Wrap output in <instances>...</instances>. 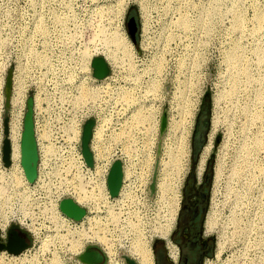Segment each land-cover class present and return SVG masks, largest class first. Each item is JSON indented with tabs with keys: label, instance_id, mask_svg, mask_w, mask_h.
Returning <instances> with one entry per match:
<instances>
[{
	"label": "rangeland",
	"instance_id": "1",
	"mask_svg": "<svg viewBox=\"0 0 264 264\" xmlns=\"http://www.w3.org/2000/svg\"><path fill=\"white\" fill-rule=\"evenodd\" d=\"M259 11L264 13V0H0V65L14 69L13 94L25 92L27 97L35 88L49 99L87 107L91 114L101 106L114 123L110 140L127 155L124 169L129 171L121 186L128 194L115 205L121 213L117 221L135 226L121 221L113 228L112 255L118 264L124 263L121 254L132 257L126 245L137 231L149 242L153 258L155 242L165 250L160 228H166L169 240L174 193L180 198L190 165L191 173L200 175L199 154L208 142L205 222L211 212L216 249L204 264H264V22L256 18ZM122 30L131 45L129 55L116 50L112 58L108 38ZM94 55L110 67L102 81L90 76ZM231 55L237 60H230ZM204 93L209 109L200 112ZM163 109L166 127L159 136ZM169 150L177 154L175 167L166 163ZM234 162L243 165L239 179L230 178ZM0 178V221L11 219L8 225H16L13 242L28 245L18 253L0 250V264H71L74 259L83 264L77 255L87 244L111 255L93 237L90 205L83 214L88 224L68 228L58 215H49L44 190L19 197L24 183L12 182L11 166L1 170ZM82 230L91 237L81 235ZM4 236L0 241L6 243Z\"/></svg>",
	"mask_w": 264,
	"mask_h": 264
},
{
	"label": "built area",
	"instance_id": "2",
	"mask_svg": "<svg viewBox=\"0 0 264 264\" xmlns=\"http://www.w3.org/2000/svg\"><path fill=\"white\" fill-rule=\"evenodd\" d=\"M7 69L3 65H0V169L4 167L1 160V144L4 137L2 125L3 117L4 115L7 117L6 138L9 144V164H11L12 142L18 146L19 150L22 117L25 110L26 99L25 92H23L20 98L17 96L19 94H16V92L13 94L11 85L9 105L7 110H4L3 86ZM13 76L14 69H11V81H13ZM35 95H37V102L34 98ZM45 96H47L45 93L35 88L34 91L31 92L33 135L37 152L36 176L32 182L23 185L21 194L18 192V196L22 197L24 194H28L27 197L30 198L37 190H44L47 199H49L47 209L50 216L56 215L52 213V210L49 208L51 203H53L51 202L52 199L56 202V209H59L58 202L63 196L71 198L75 203L80 205L74 198L79 182H83V188L89 190L93 184L101 181L104 192L107 193L110 199L111 195H109L106 187V175L110 164L114 159H118L121 165V180L117 191L118 193L125 180L123 170L127 163V155L120 148H116L110 140L113 134V127L111 125L113 122H111L108 112H105L101 106H98L99 111L94 107L93 114H91L88 112L89 109L87 107L84 108L83 106L78 107L72 105L69 99L54 97L49 99L48 96L46 99ZM98 104L100 105V99H98ZM105 107H107V105H105ZM88 117L93 118L89 140V148L92 153V166L90 167L85 164L79 147L82 123ZM13 124L14 128L11 127ZM95 129H101V131L100 137L94 139V144L97 146L99 145L94 149L92 140ZM19 157L20 151L18 162ZM79 175L82 176L81 179ZM23 198L25 197L23 196ZM91 202L92 201L89 203L85 202L84 205H80L84 209V215L88 213L86 205L92 206L93 202L92 204ZM59 215L63 216L62 223L68 226V228L71 227V225L77 227V224L82 227L85 221L88 224L84 215L78 220L64 215L61 211H59ZM74 227L72 228L74 229ZM5 229L7 230V228ZM5 229L4 231H6ZM4 238V232L1 233L0 231V240H4ZM99 248L101 249V246ZM104 255L105 264H115V262H117L114 257L110 258L106 253H104ZM76 262L78 261L74 259V262L71 264H75Z\"/></svg>",
	"mask_w": 264,
	"mask_h": 264
},
{
	"label": "bare ground",
	"instance_id": "3",
	"mask_svg": "<svg viewBox=\"0 0 264 264\" xmlns=\"http://www.w3.org/2000/svg\"><path fill=\"white\" fill-rule=\"evenodd\" d=\"M238 12V11H237ZM257 15V14H256ZM239 18V17H238ZM256 18H258V20H259V23H263L264 22V13L263 12H258V15L256 16ZM239 20V19H238ZM111 36V37H110ZM109 37L110 38H108V40H109V42H111L110 44H112L113 46H112V48L113 49H111L110 47V55H111V57L113 58V56H114V52L117 50V51H119V52H121V54H122V56L123 55H125V54H127L129 51H130V47H131V45H130V43L128 42V40H127V35L125 36V34H124V32H123V30L122 31H120V32H114V33H112V35H110ZM107 40V39H106ZM107 44H108V42H106ZM103 44H104V42H103ZM107 51H108V49H107ZM263 52V54H264V50L262 51ZM107 54V53H106ZM127 55H129V54H127ZM85 56V55H84ZM115 57V56H114ZM126 57V56H125ZM123 58V57H122ZM235 58V56H233V55H231L230 57H229V59L230 60H233ZM116 59V58H115ZM235 61L237 60V57L234 59ZM128 64V63H127ZM132 68V67H131ZM108 76H106V77H103V78H101V79H96L97 81H102L103 79H105V78H107ZM94 80H95V78H94ZM235 82H236V80H235ZM233 85H235V84H233ZM95 86V85H94ZM235 86H233V88H234ZM97 88V87H96ZM20 90V89H19ZM91 90V89H90ZM123 91V90H122ZM88 93V92H87ZM93 94V93H92ZM124 94V93H123ZM90 95V94H89ZM18 96V95H17ZM122 95H120V97H121ZM128 96V95H127ZM77 97V96H76ZM92 97V96H91ZM20 98V97H19ZM35 101L37 102V95H35ZM121 98H123V97H121ZM181 103V102H180ZM149 104V103H148ZM132 111V110H131ZM193 114V113H192ZM133 115V114H132ZM141 115V114H140ZM137 116V115H136ZM142 116V115H141ZM143 117V116H142ZM135 119V118H134ZM137 119H138V117H137ZM142 120H144V119H142ZM124 122V121H123ZM122 122V123H123ZM176 123V122H175ZM114 124V123H113ZM124 124V123H123ZM173 124H174V122H173ZM178 125V124H177ZM174 127L176 126L175 124L173 125ZM172 125H171V127H173ZM11 127L12 128H14V124L13 125H11ZM147 128V127H146ZM176 128V127H175ZM173 129V128H172ZM179 129V128H178ZM190 130V129H189ZM100 131H101V129L99 130V129H95L94 130V132H93V139L96 137V138H99L100 137ZM147 131V130H146ZM186 131V130H185ZM77 132V131H76ZM187 133V132H186ZM185 135V134H184ZM183 135V136H184ZM181 138V137H180ZM183 139H185V138H183ZM93 141V140H92ZM93 143V142H92ZM180 144V143H179ZM183 144V143H182ZM185 144V143H184ZM186 145V144H185ZM99 146V145H98ZM97 145H94V148H96V147H98ZM181 146V145H180ZM179 146V147H180ZM188 146V145H187ZM178 147V146H177ZM183 148H184V145H183ZM209 148H210V142H208L204 147H203V150L201 151V153L199 154V159H198V168H199V171H201L202 170V168H203V164H204V160H205V157H206V155H207V152H208V150H209ZM185 149V148H184ZM188 149V148H187ZM181 151V150H180ZM185 151V150H184ZM188 153V152H187ZM167 156H168V160H167V164H168V166H174V165H177L179 162H178V158H177V154L176 153H174L173 152V150H169L168 152H167ZM179 154V153H178ZM18 156H19V150H18V146L14 143V142H12V145H11V159H12V162H11V164H9V166H4V167H1V169H0V172H1V170H6V169H8V168H10V166H11V177H12V182L14 183V184H20V183H24V185L25 184H27V183H30V182H28L26 179H25V177H24V175H23V172H22V168H21V166H20V163L18 162ZM236 158V157H235ZM166 161V160H165ZM242 162V161H241ZM236 163V162H234V165L232 166V168L230 169L231 170V172L229 173L230 174V178L231 179H237L238 178V176L241 174V172H242V170H243V165H242V163ZM166 165V164H165ZM180 165V164H179ZM175 167V166H174ZM178 167L179 166H177V169H178ZM218 167V168H217ZM216 167V175H215V177H218V175H219V166H217ZM167 169V168H166ZM167 171V170H166ZM165 171V172H166ZM180 171V170H179ZM123 172H124V177L127 175V174H129L128 172V169H124L123 170ZM168 172V171H167ZM172 172V171H171ZM79 177H80V179L82 178V176H80L79 175ZM1 179V178H0ZM239 179V178H238ZM239 181V180H238ZM79 182V181H78ZM162 182V181H161ZM235 183V182H234ZM167 185V184H166ZM166 185H165V190L167 189V187H166ZM127 186V185H126ZM161 187H162V185H161ZM125 187L123 186L122 188H121V190H120V192H119V194H118V196H115V197H112V199L110 200L109 199V197L107 196V193L106 192H104V187H103V185H102V183H101V181H99V182H96L95 184H93L92 186H91V189H89V190H86V189H84L83 188V182H79V184H78V187H77V192L74 194L75 196H74V198H75V200H76V202H78V203H85V202H90V201H92L93 202V204H92V206H91V208L93 209V212L95 213V215L92 217V220H93V222H94V224H95V227H96V229L94 230V231H92V234L94 235L93 237L94 238H96L102 245H104L106 248H107V250H108V253H111V255H112V253L114 252V244L112 243V232H113V228L114 227H117V226H119V225H121V221H123V222H125V223H127L130 227L132 226V223H129L128 221H126V219L125 220H121V218H120V220L119 221H117L118 220V213L119 214H121L120 213V210L118 209L119 207H116L115 205H117L119 202H121L122 200H121V198L122 197H120L121 195H125L127 192H124L125 191V189H124ZM129 189V188H128ZM163 187L161 188V192H163ZM234 191V190H233ZM176 192V191H175ZM238 191L237 190H235V193H234V195L236 196V195H238V193H237ZM128 194V193H127ZM27 195L28 194H25V197H27ZM176 195V196H175ZM132 196V195H131ZM174 196H175V198H174V202H172L173 203V208H172V210H171V214L170 215H172V214H174V216H175V214H176V211H177V208H178V201H179V198H178V195L176 194V193H174ZM136 197V196H135ZM127 198V197H126ZM162 198V197H161ZM172 198V199H173ZM136 199V198H135ZM142 199V198H141ZM131 200V199H130ZM124 201V200H123ZM169 201H170V199H169ZM24 202V201H23ZM126 202V201H125ZM144 202V201H143ZM164 202V201H163ZM158 203V202H157ZM165 203H166V201H165ZM55 204H56V202H53V203H51V205H50V209L52 210V213H54V214H56V215H59V209H56V207H55ZM120 204V203H119ZM142 204V203H141ZM161 204V203H160ZM127 205V204H126ZM143 205H144V203H143ZM162 205V204H161ZM167 205V204H166ZM125 206V205H124ZM130 206V205H129ZM101 207H104L103 208V210H101ZM116 207V208H115ZM140 207V206H139ZM160 208V207H159ZM161 209V208H160ZM134 210V209H133ZM136 210V209H135ZM148 210V209H147ZM157 210H159V209H157ZM165 210V209H164ZM168 210V209H167ZM155 211V210H154ZM122 212V211H121ZM134 212V211H133ZM143 213H145V212H143ZM167 213V212H166ZM133 214V213H132ZM156 215V214H155ZM163 215V214H162ZM83 216V215H82ZM139 216V215H138ZM152 216H154V215H152ZM59 217H61V219H63V216H61V215H59ZM169 217V216H168ZM171 217V216H170ZM233 217V216H232ZM231 217V218H232ZM134 218V217H133ZM5 219V220H4ZM4 219L2 220V221H0V231H1V233H3L4 232V235L6 234L7 235V230L6 231H4V229L7 227V225L9 224V220H8V217L6 216V217H4ZM11 220V219H10ZM144 220H146V219H144ZM165 220V219H164ZM232 220V219H231ZM158 221V220H157ZM233 221L236 223V217H233ZM153 222V221H152ZM214 222L215 221H213V216H212V213L210 212L209 214H208V216H207V219H206V222H205V228H206V230L207 231H210L212 228H213V224H214ZM135 223V222H134ZM139 223V222H138ZM163 223V222H162ZM156 224V223H155ZM90 225H92V224H90ZM109 225H111V226H109ZM126 225V224H125ZM137 225V224H136ZM158 225H160V224H158ZM9 226V225H8ZM154 226V225H153ZM157 226V225H156ZM165 226V225H164ZM133 227V226H132ZM135 227V226H134ZM133 227V228H134ZM138 227V226H137ZM141 227V226H140ZM148 227H150L149 225H148ZM162 228V227H161ZM160 228V237L162 238V239H165L166 240V243L168 244V247L171 245V244H169V241L167 240V238H166V232H165V227L163 228V230ZM82 229V228H81ZM90 229V228H89ZM121 229V228H120ZM131 229V228H130ZM129 229V230H130ZM86 230V229H85ZM114 230H115V228H114ZM150 230V229H149ZM153 230V229H152ZM151 230V231H152ZM154 230H155V228H154ZM205 230V231H206ZM79 231V230H78ZM116 231V230H115ZM128 231V230H127ZM141 231V230H140ZM80 232V231H79ZM82 232L84 233V231L82 230ZM130 232V231H129ZM78 233V232H77ZM83 233H81V235H83V236H85V237H91L90 235H88L87 233H86V231H85V233L83 234ZM124 233V232H123ZM131 233H134V232H131ZM146 233V232H145ZM154 233V232H153ZM117 234V233H116ZM159 234V233H158ZM78 235H80L79 233H78ZM135 236L134 237H132V239L131 240H129V242H128V245H126V247H127V251H128V253H129V255L130 256H132L131 258L134 260H136L137 261V263L136 264H153V257H152V251H151V247H150V245H149V242L147 241V240H144V238L143 237H141V235H140V233H138V231H137V233H135L134 234ZM121 236V235H120ZM151 236H152V234H151ZM14 237L15 236H13V235H11V237H9V239H8V241L6 242L8 245H9V247H15V246H17L18 244L16 243V242H13V239H14ZM79 236H77V238H78ZM129 237V236H128ZM150 237V236H149ZM154 237V236H153ZM80 238V237H79ZM81 239V238H80ZM119 239V238H118ZM125 239V238H124ZM76 240V239H75ZM150 240V239H149ZM219 240V239H218ZM79 241V240H78ZM77 241V242H78ZM118 241V240H117ZM120 241V240H119ZM76 242V241H75ZM76 242V243H77ZM120 242H122V241H120ZM124 242V241H123ZM71 243V242H70ZM79 243H81L80 241H79ZM78 243V244H79ZM115 243H117V242H115ZM77 244V245H78ZM83 244V243H82ZM71 246V248L74 246V243H73V245L71 244L70 245ZM172 247V246H171ZM222 247H223V243L220 241V242H218V254L220 253V251H221V249H222ZM74 248V247H73ZM82 248V247H81ZM77 249V248H76ZM98 249H99V247H98ZM100 250V249H99ZM101 251V250H100ZM76 252H77V250H76ZM169 254H170V256H171V258H175V253H174V251H173V248H171V250H169ZM107 253V252H106ZM104 255V254H103ZM109 255V254H108ZM111 255H109V256H111ZM14 256H17V255H14ZM13 256V257H14ZM105 256V255H104ZM112 257H113V255H112ZM134 260V261H135ZM135 261V262H136ZM175 261V260H174ZM104 263H105V261H104ZM104 263H102V264H104ZM84 264V263H83ZM115 264H118L117 262H115ZM122 264H125V263H123L122 262Z\"/></svg>",
	"mask_w": 264,
	"mask_h": 264
},
{
	"label": "water",
	"instance_id": "4",
	"mask_svg": "<svg viewBox=\"0 0 264 264\" xmlns=\"http://www.w3.org/2000/svg\"><path fill=\"white\" fill-rule=\"evenodd\" d=\"M133 22V21H132ZM130 39L134 41L132 33L128 34ZM90 76L95 79H101L109 74V65L106 60L101 55H94L91 57L90 62ZM11 89V68H8L6 71L3 93H4V110L6 111L9 105V96ZM6 121L7 117L4 115L2 120L3 125V139L1 144V160L3 166L9 165V144L6 138ZM93 125V118L88 117L84 120L81 127L80 134V153L82 158L87 166H92V153L89 148V140L91 136V128ZM166 127V111L162 110L159 117V126L158 134L162 135ZM19 163L22 168L23 175L28 182H32L36 176V161H37V152L36 144L33 135V123H32V98L29 94L25 99V110L22 117V130L20 134L19 141ZM159 153V144H157L156 155ZM156 165L152 168L150 181L148 184V190L151 194L154 191L155 177H156ZM121 180V165L118 159H114L110 164L108 173L106 175V187L109 195L114 196L119 188ZM59 210L66 216L79 219L84 214L83 207L79 206L69 197H63L58 202ZM16 227L15 224H10L7 229V237L9 239V233L15 232L13 228ZM13 230V231H12ZM22 231V230H20ZM28 245L26 242L20 244L18 247H9L7 243L0 241V250H6L8 253H18L23 250ZM125 264H136V262L126 254L120 255ZM78 260L84 264H102L105 261V256L98 249L95 244H87L84 246L82 251L77 255Z\"/></svg>",
	"mask_w": 264,
	"mask_h": 264
},
{
	"label": "flooded vegetation",
	"instance_id": "5",
	"mask_svg": "<svg viewBox=\"0 0 264 264\" xmlns=\"http://www.w3.org/2000/svg\"><path fill=\"white\" fill-rule=\"evenodd\" d=\"M191 170L190 165L182 179L178 208L169 233L168 241L174 248L175 258H171L166 242L165 250L155 242L154 264H204L205 259L214 255L216 236L205 228L211 178L205 167L200 175H193Z\"/></svg>",
	"mask_w": 264,
	"mask_h": 264
},
{
	"label": "trees",
	"instance_id": "6",
	"mask_svg": "<svg viewBox=\"0 0 264 264\" xmlns=\"http://www.w3.org/2000/svg\"><path fill=\"white\" fill-rule=\"evenodd\" d=\"M132 19V21L135 23V18L134 17H131L130 20ZM200 112H203V111H208L209 109V97L206 93H204L203 97H202V100H201V103H200ZM207 114V113H206Z\"/></svg>",
	"mask_w": 264,
	"mask_h": 264
},
{
	"label": "crops",
	"instance_id": "7",
	"mask_svg": "<svg viewBox=\"0 0 264 264\" xmlns=\"http://www.w3.org/2000/svg\"><path fill=\"white\" fill-rule=\"evenodd\" d=\"M171 248H173V247H170V250H171ZM174 249V248H173Z\"/></svg>",
	"mask_w": 264,
	"mask_h": 264
}]
</instances>
